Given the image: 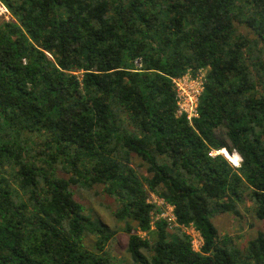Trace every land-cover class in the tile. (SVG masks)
<instances>
[{
	"label": "trees",
	"instance_id": "trees-1",
	"mask_svg": "<svg viewBox=\"0 0 264 264\" xmlns=\"http://www.w3.org/2000/svg\"><path fill=\"white\" fill-rule=\"evenodd\" d=\"M0 2V264H264L263 232L240 249L213 222H264V0ZM200 71L190 123L173 80ZM95 186L125 261L76 198Z\"/></svg>",
	"mask_w": 264,
	"mask_h": 264
},
{
	"label": "rangeland",
	"instance_id": "rangeland-1",
	"mask_svg": "<svg viewBox=\"0 0 264 264\" xmlns=\"http://www.w3.org/2000/svg\"><path fill=\"white\" fill-rule=\"evenodd\" d=\"M4 8L5 6L0 2V21H9L11 19V14ZM202 72L206 75L205 71ZM133 166H135L139 172L146 174V169L142 166V162L139 159L136 158L133 160ZM62 176L65 177V174H62ZM75 191L76 198L86 206L87 212L93 218L100 220V222L109 227L110 230L116 232L115 238L108 247L109 254L116 261L127 260L126 247L128 235L124 230L123 222L117 220L115 217L118 208L117 201L104 193L103 187L99 186H95L91 190H84L76 187ZM151 202L160 207L161 214L162 212L166 215L171 214V210L168 209V204L164 203L162 205L164 201L157 198L155 195H152ZM213 222L220 234L232 236L240 249H245L248 242L255 238L258 232L264 233V222L256 220L245 211L242 212V218L226 214L217 216ZM184 231L192 237L194 249L199 251L203 244L201 236L193 228H184ZM140 234L146 237V234Z\"/></svg>",
	"mask_w": 264,
	"mask_h": 264
},
{
	"label": "built area",
	"instance_id": "built-area-1",
	"mask_svg": "<svg viewBox=\"0 0 264 264\" xmlns=\"http://www.w3.org/2000/svg\"><path fill=\"white\" fill-rule=\"evenodd\" d=\"M205 76L206 75L200 71L196 76H193L192 74H186L180 79L173 80L177 93V115L179 117L185 116L190 123L194 118L198 117L199 98L206 83ZM164 203L165 202H162V205ZM168 209L171 210V214L166 215L162 212V214L155 216V219L163 218L168 221L170 226H174L176 219L173 215V208L168 205Z\"/></svg>",
	"mask_w": 264,
	"mask_h": 264
},
{
	"label": "bare ground",
	"instance_id": "bare-ground-1",
	"mask_svg": "<svg viewBox=\"0 0 264 264\" xmlns=\"http://www.w3.org/2000/svg\"><path fill=\"white\" fill-rule=\"evenodd\" d=\"M5 9V8H4ZM3 10V9H2ZM1 10V11H2ZM223 154H226L225 150L220 151ZM229 160L235 165V166H239L240 165V159L237 153H234L232 155H229Z\"/></svg>",
	"mask_w": 264,
	"mask_h": 264
},
{
	"label": "water",
	"instance_id": "water-1",
	"mask_svg": "<svg viewBox=\"0 0 264 264\" xmlns=\"http://www.w3.org/2000/svg\"><path fill=\"white\" fill-rule=\"evenodd\" d=\"M226 154H223L222 152H219V154H223L227 159H229V155H232L230 152H228L227 150H225ZM239 159H240V163L243 161L242 157L238 154Z\"/></svg>",
	"mask_w": 264,
	"mask_h": 264
}]
</instances>
